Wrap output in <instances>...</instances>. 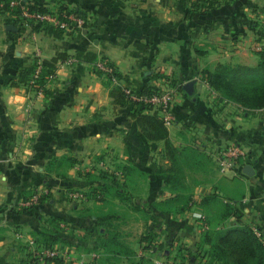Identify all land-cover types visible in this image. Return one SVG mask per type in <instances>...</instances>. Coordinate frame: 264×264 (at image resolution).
<instances>
[{"label": "crops", "instance_id": "1", "mask_svg": "<svg viewBox=\"0 0 264 264\" xmlns=\"http://www.w3.org/2000/svg\"><path fill=\"white\" fill-rule=\"evenodd\" d=\"M30 3L52 9L65 4L80 10L87 23L82 30L56 36L29 25L19 27L13 17L0 14V264H63L69 258L73 264H109L113 253L103 241L115 225L118 240L130 253L119 257L121 264H139L134 258L141 255L156 258L164 248L172 250L169 257L197 251L200 216L205 213L200 203L211 192L238 209L222 227L250 224L264 234V107L249 109L222 98L205 77V70L218 63L260 62L255 45L264 27V0H218L211 8L195 7L188 0ZM9 24L16 29L9 30ZM79 50L96 57L77 59ZM58 51L69 57L56 63L44 87L27 91L9 83L20 68ZM102 59L129 78L136 98L146 87L171 93L169 138L201 155L194 165L199 175H187L194 178L191 185L186 178L190 207L163 211L174 195L156 173L158 164L168 161L164 140H147L130 115L135 106L115 103L110 89L126 80L107 82L96 71ZM190 80L191 92L185 88ZM231 142L240 144L247 157L222 174L219 151ZM62 155L76 161L61 176L56 167L48 169V162ZM127 163L148 176L145 190L132 191L130 203L101 190L112 183V174L123 182ZM245 165H251L253 174L244 172ZM209 167L212 173L204 174ZM75 190L84 196L72 198ZM128 216L136 221L123 227ZM145 229L153 231L158 250L140 249L146 243ZM46 235L55 237L47 240L53 241L51 246L39 245L37 239ZM47 248L57 251L55 259L37 257V251Z\"/></svg>", "mask_w": 264, "mask_h": 264}, {"label": "trees", "instance_id": "2", "mask_svg": "<svg viewBox=\"0 0 264 264\" xmlns=\"http://www.w3.org/2000/svg\"><path fill=\"white\" fill-rule=\"evenodd\" d=\"M188 1H192L195 7L204 8H211L218 2V0ZM34 7L57 12L63 10L73 11L77 15L85 17L80 10L70 8L65 4L58 5L56 9L37 4L30 5V8ZM12 11H18V8ZM32 27L44 29L47 33L56 36L64 32L51 26L42 27L40 24L33 25ZM262 33L263 28H260L258 38L261 37ZM257 52L261 58L257 65L218 63L214 68L205 70L207 81L221 93L222 98L238 102L249 109L264 107V48L257 50ZM68 57L69 54L67 52L58 51L51 58L42 59V68L39 76L36 78H34L35 62L27 67L20 68L17 76L12 78L9 83L17 86L23 85L27 91L42 88L49 75L55 70L56 63L59 60H66ZM95 57L96 54L90 51L84 52L79 50L76 53L77 59L91 60ZM108 63L113 66L112 72L96 69L100 75L106 78L107 82L116 83L120 79L126 80L124 85L117 83L110 89V94L115 103L120 105L132 103L135 108L130 115L135 118L144 137L152 141L164 140L165 156L168 161L166 163H159L156 173L174 195L169 197L165 202L163 211L175 213L190 207L193 199L190 195L189 186L186 184V178L189 174L186 171L189 169L190 175H199L200 168L194 165L200 162L201 155L195 149L174 145L169 138V130L159 110L143 102V100L131 97L130 92H127V89L130 88L129 78L122 74L113 62L108 61ZM156 90L146 87L141 91V94H150ZM151 109L153 111H150ZM75 161L76 158L70 155L54 156L48 162V169L52 170L56 167L57 173L62 176L65 174L64 168ZM122 169L123 182H119L116 175L112 174V183L103 184L101 190L106 191L108 194L116 195L118 198L130 203L132 191L135 190L134 184L137 182L135 174L147 176V173L131 163L125 164ZM200 204L203 207V212L206 213L209 227L201 231V238L197 243L198 250H186L188 257H181L182 264L186 261L187 264H264V243L255 233L253 225L245 224L242 226L222 227L229 215H237L238 209L234 204L221 202V198H219L217 192H211L204 196ZM219 205L222 206L219 207ZM119 234L118 227L115 225L109 229L108 238L103 241V245L113 253L111 257L114 260L110 261L109 264H121L118 262V259L120 256L122 257L123 253H126L124 251L126 247L118 240ZM153 237L154 233L150 229L147 233L143 234L142 238L146 240V244L143 245L144 249H159V244ZM50 238L54 239L55 237L46 235L42 238L40 237L41 240L37 239V242L39 245L51 246V242L53 241H47ZM177 251H183V248L178 247ZM129 254L126 253L125 255ZM178 254L175 256H178ZM198 255L206 261L203 262L202 259L197 261ZM55 258L47 257L46 260ZM143 260L145 261L138 263L144 264L148 262L150 264H157L150 257H147V259L143 257Z\"/></svg>", "mask_w": 264, "mask_h": 264}, {"label": "built area", "instance_id": "3", "mask_svg": "<svg viewBox=\"0 0 264 264\" xmlns=\"http://www.w3.org/2000/svg\"><path fill=\"white\" fill-rule=\"evenodd\" d=\"M30 0H0V14H5L6 16H11L15 19L16 25L23 26L29 25L33 26L36 24H40V26H51L54 28L65 30H82L86 23L87 19L83 16L77 15L73 11L63 10L61 12L53 11V10H41L37 7L30 8ZM18 8V11H12L13 9ZM256 50L264 48V27L263 33L255 45ZM98 70H103L104 72H112L113 66L108 63L106 60H99L96 65ZM42 68L41 61L36 62V66L34 69V78L39 76V73ZM127 92H130V96L134 99L143 100V102L148 103L153 106V108L158 109L163 113L161 115L166 124H169L173 115L171 112V102L172 96L169 91L160 92L158 90L142 95L139 98L132 96L131 89L128 88ZM247 157L246 151L243 147L236 143L231 142L225 145L219 151L218 155V170L222 174H226L232 170H234L238 165L241 164V161ZM84 196V193L79 190L72 191L71 197L74 199H80ZM201 220V231L207 229L208 223L206 219V214L202 213L200 216ZM255 233L260 237L262 242L264 243V234L256 227H254ZM156 250V248H154ZM150 251L153 249H149ZM147 250V252H149ZM57 251L53 248L43 249L39 252L38 256H56ZM188 257L187 251H185L181 257ZM171 262L172 264H182L181 258H177ZM155 260V259H154ZM157 261V260H156ZM159 264H164L162 261H158ZM64 264H72L69 260H65ZM187 264V261L184 263Z\"/></svg>", "mask_w": 264, "mask_h": 264}, {"label": "rangeland", "instance_id": "4", "mask_svg": "<svg viewBox=\"0 0 264 264\" xmlns=\"http://www.w3.org/2000/svg\"><path fill=\"white\" fill-rule=\"evenodd\" d=\"M243 161V160H242ZM242 161H241V163H242ZM196 168H198V167H196ZM188 173H190V172H188V170H187V174ZM204 174H209V173H212V170H211V168L209 167V168H205V170H204V172H203ZM135 179L137 180V182L134 184V191H136L137 193H143V191L145 190V186H146V181H147V179H148V177L146 176V175H144V176H142V175H137V174H135ZM187 179H189V184L191 185V184H193V182H194V178L192 177V176H187ZM79 191H81V190H79ZM127 220H126V224L125 225H123V227H125L127 224L131 227V224L130 223H132L133 221L135 222L136 220H135V218L133 219V217H131V216H128L127 218H126ZM129 233L131 232L130 230H131V228H127L126 229ZM148 232V230H146L145 229V233H147ZM161 240H163L162 238H161ZM29 244V246H31V243H28ZM146 244V243H145ZM144 244V245H145ZM165 244H166V241H165ZM31 248H33V247H31ZM177 248V247H176ZM140 249H144L143 248V246L140 248ZM38 250V249H37ZM146 250V252H147V250L148 249H145ZM172 250H167L166 248H164V249H160L159 251H157L158 253V256H160V254H162V256L163 255H165V257H164V259H162V258H160V257H158V256H156V258H154V256L153 255H150V256H153V259H157V261H155V260H153L152 258V260H153V262L154 263H157L158 264V261H162L164 264H172L171 262L175 259V255L176 254H174V253H176V251L174 250V252H172V254H174V255H170V256H172V257H169V254H170V252H171ZM166 254H165V253ZM36 254H37V257H38V251L36 252ZM58 254V253H57ZM147 256H149V255H147ZM143 257H144V259H147V257H145L144 255H141V256H139V258H134V260L135 261H137L138 260V262H144L145 260H143ZM158 257V258H157ZM34 258V257H33ZM170 258V259H169ZM177 258H181V255H178L177 256ZM176 258V259H177ZM66 260H69L71 263H72V260L69 258V259H66ZM141 260H143V261H141ZM29 262V264H34L33 263V261L32 260H30V261H28ZM64 264V263H63ZM73 264V263H72ZM79 264V263H78ZM85 264V263H84ZM92 264V263H91ZM144 264H150V263H148V262H146V263H144Z\"/></svg>", "mask_w": 264, "mask_h": 264}, {"label": "water", "instance_id": "5", "mask_svg": "<svg viewBox=\"0 0 264 264\" xmlns=\"http://www.w3.org/2000/svg\"><path fill=\"white\" fill-rule=\"evenodd\" d=\"M7 28L9 29V30H15L16 29V27H15V25H13V24H9L8 26H7ZM193 85H194V81L193 80H190V81H188L186 84H185V88L188 90V91H192V89H193ZM244 172L245 173H247V174H253V169L251 168V165H245V167H244Z\"/></svg>", "mask_w": 264, "mask_h": 264}]
</instances>
